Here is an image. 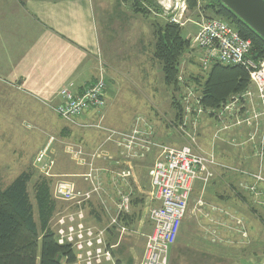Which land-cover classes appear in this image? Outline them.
<instances>
[{"label": "rangeland", "instance_id": "1", "mask_svg": "<svg viewBox=\"0 0 264 264\" xmlns=\"http://www.w3.org/2000/svg\"><path fill=\"white\" fill-rule=\"evenodd\" d=\"M158 1L155 0V4L159 6ZM101 2H104L105 8L103 7V10H106V15L111 14L112 17L118 19V21L114 20V31H108L112 41L108 42V38L102 41V58L104 64L107 63L108 66H104L108 79L105 108L102 112L104 118L101 126L129 132L139 117L140 120L137 124H141L140 130L150 132L151 139L158 143L168 146H181L186 142L195 144L198 128L202 126L204 120L210 118V115L200 117L197 120L195 129L185 126V131L194 139V141H191L181 129L183 113L178 103L188 91L203 98L202 91L199 90L200 86L191 83L193 77H199L206 73L201 69L200 60H198L201 52L191 43V47L189 46L179 60L175 91L172 88H167L163 85L160 63L153 56L154 37L152 27L154 23H162L167 18L154 13H151L150 16L133 14L131 8L125 10V7L120 5V0H97L95 3L99 5ZM179 8H181L180 5L176 6L178 13L180 12ZM103 10L97 8L98 17H101L104 13ZM202 10V4L193 11L186 8L182 19H179L180 24L185 23L180 25L182 26V37L191 40V42L198 32L199 26L210 18L209 14ZM102 28L100 24L101 31ZM97 66L98 59H95L92 75H97ZM172 99L177 100L180 108V115L177 120H174L175 113L171 104ZM203 107L207 108L204 105ZM208 108L211 111V109L217 107L210 106ZM205 117L207 119H203ZM97 122L98 117H83L79 120V123L85 126L73 127L71 131L61 135L60 131H62V124L64 123L44 104L18 93L16 88L6 90L0 88V188L6 189L22 172L30 171L33 173V179L29 184V192L33 201L31 187L39 175L32 163L50 135H53L56 139L53 143L54 156H51L55 162L54 174L56 175L64 172L62 169L71 171L74 166L71 157L63 153L64 145L61 143L64 141L90 143L94 149L103 144V148L101 146L99 151L106 157L104 149L108 144L103 142L107 134L105 131L93 127ZM213 123L215 131H217V123L214 120ZM67 128L69 129V127ZM204 135L206 137L205 133ZM231 136L233 137V135ZM220 137V140H216L214 137L215 140L212 139L211 144L215 145V141H230L229 143H232V139H228V134L222 132ZM236 142H241L242 145L234 146L228 143L229 147H226L227 144L222 146L219 154L222 153L221 157L230 163L243 165L244 162H247V170L255 171L259 162L255 149L254 151L251 150L245 138L243 141L236 140ZM201 148L208 150L207 142ZM118 149L120 154L123 149ZM249 150L250 157H247ZM137 151L138 149L135 152ZM153 154H156L154 149L141 160L136 157L132 158L133 164L137 165V181L142 187L141 192L137 191V186L134 189L133 182L129 181V184L134 189L132 199L138 200L134 208L135 210H141L139 220H142V225L138 226L139 223H136L134 228L129 229L124 234L121 243H126L128 250L123 255H118L120 259L129 256L132 259V264H137L140 260L139 254L143 249L146 236L150 232L148 231L147 219L152 203L149 201V193L147 194L150 190L147 171L154 160ZM120 157L122 158V156ZM103 165L102 167H104ZM114 166L117 168L116 170H120V163ZM220 172L221 170L214 169L213 178L204 186L205 190L196 183L187 203L180 232L175 244H173L171 255L168 256V264H170V256L177 255L179 245H181L179 255L173 260L172 264H199L200 256L207 264H211V262H213L212 264H247L250 259L256 264L264 262V212L262 213L264 210L253 202V206L251 204L245 205L247 197L236 192V177L230 174L221 175ZM261 172L264 175V150ZM140 200H142L141 204L139 203ZM55 201L58 208L54 215L65 208L61 201ZM236 206L238 207L237 216L236 213H233ZM95 207L101 210L96 202L92 204V209H95ZM212 207L229 211L230 216L213 217L214 214L219 213L214 212ZM208 209L210 213L212 211V216H208L209 218L206 215ZM87 211L88 206L85 208V212ZM103 214L107 221L108 216L105 213ZM91 216V213H89V218ZM233 216L241 218V225L244 227L243 231H245L244 235L237 234L239 227H236V231L232 220ZM53 217L51 218L52 225L56 220V217ZM212 217L214 219L218 218L219 222L225 226H220L215 222L212 223ZM92 218L94 217L92 216ZM35 219L38 221L36 213ZM51 224H49L50 229ZM188 246H190V249L186 248ZM175 251L176 254L173 253ZM125 261L126 259H124Z\"/></svg>", "mask_w": 264, "mask_h": 264}, {"label": "built area", "instance_id": "2", "mask_svg": "<svg viewBox=\"0 0 264 264\" xmlns=\"http://www.w3.org/2000/svg\"><path fill=\"white\" fill-rule=\"evenodd\" d=\"M158 4L162 10L160 16L167 18L169 23L183 25L184 22L180 24L179 19H182L186 9L178 13V4L172 6L171 0H159ZM191 43L201 52L200 67L203 71L207 72L214 63L238 66L246 72L250 85L244 92L232 96L211 111L203 107L202 98L188 91L179 100L183 113L181 129L194 141L184 128L188 126L195 129L197 120L207 115L217 123L216 139L221 138L222 132L227 134L233 129H246L248 135L245 141L251 150L255 149L259 160L257 169L222 168L247 180L248 183L243 184L241 189L254 204L264 207V175L261 172L264 150V61L256 63L251 60L248 57L251 42L241 38L226 22L216 18L201 24L192 42L190 40V47ZM97 70L95 80L81 92L75 94L69 87H63L59 91L58 104L43 103L36 98L71 127L85 126L79 123L83 117H98L93 127L105 131V143H113L123 149L120 153V170L114 171L95 167L94 161L104 156L99 151L101 146L91 154L89 162L85 161V153L81 148L65 147V153L77 165L88 168L86 173L77 176L87 185V190L77 189L69 181L71 176L53 173L55 162L51 157V147L56 141L54 137H48L36 154L32 163L34 169L39 176L49 181L51 197L65 205L63 210L54 215V224H51V220L49 222L57 244L67 247L71 252V257L60 259L59 264H116L114 251L129 231L120 221L131 213L134 196V189L129 184L134 177L132 158L141 160L153 149L157 156L147 172L151 188L148 194L152 203L148 213L151 231L146 236L137 264H168L169 251L179 233L193 184L199 181L207 185L213 178L214 169L220 165L212 155L197 154L190 145L172 147L152 140L150 132L140 130L141 124H137L139 117L129 132L102 127L107 75L101 62ZM231 144L242 145L234 139ZM95 202L101 207L102 213L108 216L105 227L87 223V216ZM87 206L88 211L85 212ZM113 230L118 232L115 243L110 242Z\"/></svg>", "mask_w": 264, "mask_h": 264}, {"label": "crops", "instance_id": "3", "mask_svg": "<svg viewBox=\"0 0 264 264\" xmlns=\"http://www.w3.org/2000/svg\"><path fill=\"white\" fill-rule=\"evenodd\" d=\"M96 1L97 0H0V88L4 90L16 88L18 93L29 96L37 102L40 101L36 100V98L40 99L43 103L55 105L60 102L59 91L63 87H69L73 93L77 94L94 81L96 75H92V72L94 71L95 59H98V63L101 62L103 66L108 67L107 63L104 64L102 58V41L105 38H108V42L112 41L108 31H114V20L118 21L117 17H112L111 14L106 15V10H103V7L105 8L104 2L96 5ZM132 2L133 0H120V5H123L126 10L131 8ZM97 8L102 9L104 12L101 17H98ZM153 13L156 15L155 12ZM100 24L103 27L102 31L100 29ZM201 57L199 55L198 60H200ZM15 93L17 92L15 91ZM203 119H207V117ZM62 125V131H60L61 135L73 129V127L66 123ZM67 127H69V129ZM215 133L213 120L209 118L208 120H204L202 126L198 128L196 143L191 144L186 142L182 145H190L197 154L212 155L215 161L220 165L219 168L216 169L221 170V175L230 174L235 176L237 179L236 192L247 197V203H245V205L251 204V206H253L251 197L241 189V186L248 183V181L222 168L239 167L247 170L248 163L244 162L242 165L240 163L237 164L225 161V158L221 157L222 153L220 155L219 152L222 146L227 144L226 147H229L231 143H229L230 141H215V145L211 144V140H215ZM227 134L230 140L243 141L244 138L246 139L248 131L246 129H234V131L232 130ZM231 135H233V137ZM48 137H53V135ZM206 142L208 150H203L201 146H204ZM103 143L108 144L104 149L106 157L103 156L102 159H96L94 165L98 170L101 168H109V170L116 171L117 168L114 165H118L121 160L119 149L113 145V143H105V141ZM61 144L64 145V154L65 147L68 145L77 149L81 148L85 153L86 162L91 160V154L100 146L103 148V144L94 149L90 143L82 144L81 142L76 143L72 141H64ZM53 146L51 147V156H54ZM249 154L250 150L248 151L247 157H250ZM156 156L157 153L153 154L154 160ZM72 162L74 166L71 171L69 169H62L64 172L58 173L57 175L71 176L69 181H71L77 189L87 190V185L77 176L86 173L88 168L79 166L74 161ZM102 164H104V167H102ZM136 166L137 165L134 164V177L130 181L133 182L132 186L134 189L137 186V191L141 192L142 187L137 181ZM54 172L55 168L53 169V173ZM105 177L107 179L106 175ZM196 183L205 190L204 185L199 181L193 184V189ZM148 187L150 188V183ZM148 193L149 192H147V194ZM212 209L214 212L219 213L214 214L213 217H222V215L225 217L228 215L230 216L229 211H223L213 207ZM260 209L264 210V207H260ZM94 210L99 216L95 217L91 214L94 218H92V216L89 218L88 215L87 223L105 227L107 221L104 214L98 207H95ZM207 212V217L212 216V211L211 213L210 210ZM237 212L238 207L236 206L234 207L233 213H236L237 216ZM263 212L264 211H262V213ZM236 216L232 217L235 230L237 231L236 227H239L237 234L240 233L244 235L245 231H243L244 227L241 225V218ZM213 217L212 223L215 222L220 226H225L219 222L218 218L214 219ZM147 220L149 225L148 231H151V223L149 219ZM137 223H139L138 226H141L142 220H138ZM117 240L118 232L113 230L110 242L115 243ZM173 247L174 245L171 247L169 255H171ZM180 247L181 245L178 246L177 255H173L174 258L170 256V264H172L173 260L179 255ZM186 248L190 249V246ZM142 252L143 249L139 254L140 257ZM195 252H197V250H195ZM173 253L176 254V251ZM198 263L207 264L203 261L201 256ZM212 263L213 262H211V264ZM261 263L264 262H260L259 264ZM247 264L256 263L252 262V259H250Z\"/></svg>", "mask_w": 264, "mask_h": 264}, {"label": "trees", "instance_id": "4", "mask_svg": "<svg viewBox=\"0 0 264 264\" xmlns=\"http://www.w3.org/2000/svg\"><path fill=\"white\" fill-rule=\"evenodd\" d=\"M185 2L189 11L202 4V11L209 14V19L216 18L226 22L241 38L251 42L248 55L251 60L256 63L264 61V40L218 0ZM131 9L134 14L142 16H150L153 12L162 14L155 0H133ZM152 27L153 56L160 63L163 85L175 91L179 60L189 48L190 40L182 37V26L166 20L154 23ZM192 79L195 85L200 86L203 94L202 104L206 107H218L230 96L244 92L250 85L249 78L241 67L223 66L219 63L212 64L206 73ZM106 92L107 87L105 95ZM177 103V100L172 99L174 120L180 115ZM32 179L33 173L24 171L6 189L0 188V264H59L60 259L71 257L67 247L57 244L55 234L49 228V222L58 208L56 201L51 197L49 181L42 176L37 177L31 187L32 201L29 192ZM136 201L138 200H132L131 213L120 221L130 230L135 227L141 216V210L134 208ZM139 203L141 204L142 200ZM35 213L38 221L35 219ZM90 213L95 217L99 216L92 208ZM121 241L114 251L116 264H132L129 256L124 258L125 262L118 257L128 250L126 243Z\"/></svg>", "mask_w": 264, "mask_h": 264}, {"label": "water", "instance_id": "5", "mask_svg": "<svg viewBox=\"0 0 264 264\" xmlns=\"http://www.w3.org/2000/svg\"><path fill=\"white\" fill-rule=\"evenodd\" d=\"M264 40V0H218Z\"/></svg>", "mask_w": 264, "mask_h": 264}]
</instances>
